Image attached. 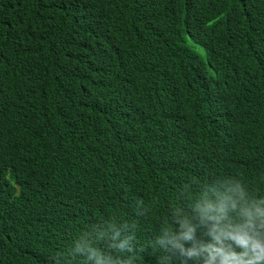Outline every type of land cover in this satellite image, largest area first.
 <instances>
[{
  "label": "trees",
  "instance_id": "16d2710c",
  "mask_svg": "<svg viewBox=\"0 0 264 264\" xmlns=\"http://www.w3.org/2000/svg\"><path fill=\"white\" fill-rule=\"evenodd\" d=\"M223 144L264 193V0H0V264H79L101 227L151 261L141 225Z\"/></svg>",
  "mask_w": 264,
  "mask_h": 264
},
{
  "label": "clouds",
  "instance_id": "9594fccd",
  "mask_svg": "<svg viewBox=\"0 0 264 264\" xmlns=\"http://www.w3.org/2000/svg\"><path fill=\"white\" fill-rule=\"evenodd\" d=\"M196 139L197 143L204 142V132L200 131ZM221 146L224 170L220 172L216 164L211 168L216 175L210 180L188 179L187 186H181L185 197L190 194L194 200L190 211L182 212L176 204H170L155 223L141 225L143 246L151 251V261L141 262L123 254L133 250L130 236L110 246L119 251L105 252L101 227L98 235L78 240L82 244L77 243L74 249L79 254L77 263L200 264L195 259L202 257V264H264V193L252 191L262 188L256 184L258 166L241 165V151L227 149V144ZM198 218L200 224L211 221L206 233L210 242L205 243ZM118 237L119 231L112 239Z\"/></svg>",
  "mask_w": 264,
  "mask_h": 264
}]
</instances>
